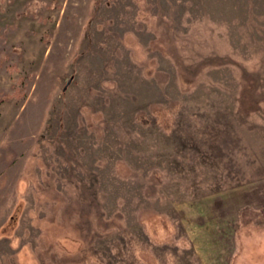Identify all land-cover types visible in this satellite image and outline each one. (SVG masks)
<instances>
[{"label":"rangeland","instance_id":"374dc122","mask_svg":"<svg viewBox=\"0 0 264 264\" xmlns=\"http://www.w3.org/2000/svg\"><path fill=\"white\" fill-rule=\"evenodd\" d=\"M0 264H264V0H0Z\"/></svg>","mask_w":264,"mask_h":264}]
</instances>
